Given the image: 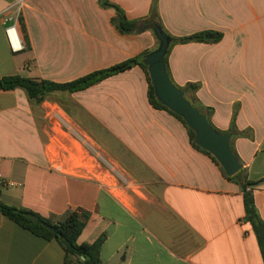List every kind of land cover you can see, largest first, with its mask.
<instances>
[{
    "label": "crops",
    "instance_id": "crops-1",
    "mask_svg": "<svg viewBox=\"0 0 264 264\" xmlns=\"http://www.w3.org/2000/svg\"><path fill=\"white\" fill-rule=\"evenodd\" d=\"M19 18L12 52L5 20ZM151 20L155 0H109ZM165 31L222 39L175 45L170 78L231 146L248 179H264V0H157ZM101 0H0V81L64 84L159 46L152 29L123 34ZM155 22V21H154ZM136 66L90 88L32 101L0 89V202L53 223L90 214L80 243L106 235L104 264H264L240 186L197 149L185 125L154 108ZM233 129V132H232ZM264 220V183L254 190ZM0 264H64V251L0 214Z\"/></svg>",
    "mask_w": 264,
    "mask_h": 264
},
{
    "label": "trees",
    "instance_id": "trees-1",
    "mask_svg": "<svg viewBox=\"0 0 264 264\" xmlns=\"http://www.w3.org/2000/svg\"><path fill=\"white\" fill-rule=\"evenodd\" d=\"M101 5L106 8H113L116 11L117 17L113 20V24L121 33L129 34V33L138 32V30L135 28L138 22L128 20L124 12L118 6L111 4L109 0H101ZM157 5H158L157 0H155L152 19L160 26H162L163 30L165 31L158 15ZM166 34L170 39V48L168 54L175 45L187 44L195 41H205L206 37H211L213 41H219L220 39H222L221 34H214L211 32L200 33L183 38H175L169 35L167 32ZM150 53L151 52H145L136 58L126 60L108 69L93 72L80 79L64 84H55L47 81H37L21 76L5 77L0 81L1 84L0 89L4 91L23 89L32 101L39 104L42 101H44L49 94L53 92L61 91V92L75 93V92L83 91L112 76L118 75L120 73H124L136 66H139L146 74V78L149 84L148 97L151 105L156 109L165 110L170 114H172L173 116H175L176 118H178L187 128L190 139L193 142L194 146L197 149L204 152L205 154L211 156L214 159V161L218 163V161L209 152L203 150L201 147H199L196 144L195 133L187 126L185 120L182 117L175 114L174 112H172L171 110H169L167 107H165L162 103L158 101L155 95L151 77L149 75L148 67L144 64V59ZM166 66H167L168 74L170 76L168 55L166 57ZM198 89H199L198 85H188L186 86V88L182 89L185 92L186 98L194 105V107L196 106L193 103V101H191L188 98L187 93L189 92L195 93L198 91ZM198 110L200 111V113L206 115L210 122L209 116L211 115L212 111L208 110L207 113H203L200 109ZM216 130L221 134L229 133V132H222L218 129ZM228 179L236 182L240 186L243 192L246 220L248 223H250L254 232L256 233L264 259V220L260 216L254 196V190L264 183V179L257 182H252L248 179L244 170H241L233 177H228ZM0 214L6 216L14 223L32 232L34 235L40 238H43L47 241L55 240L56 242H58V244L61 246V248L64 251V264H104L101 259V251H102V246L106 240V235L101 236L93 244H86L79 242V239L82 236L87 226V223L90 219V214L88 212H85L83 210H74L71 211L63 221L53 223L28 210L19 209L0 202ZM27 214H33L38 216L40 218L41 223H47L48 225L54 227L56 229V232L55 233L50 232L49 230L45 229L42 226V224L35 225L29 218H27L26 216Z\"/></svg>",
    "mask_w": 264,
    "mask_h": 264
},
{
    "label": "water",
    "instance_id": "water-1",
    "mask_svg": "<svg viewBox=\"0 0 264 264\" xmlns=\"http://www.w3.org/2000/svg\"><path fill=\"white\" fill-rule=\"evenodd\" d=\"M136 28L152 29L159 41L158 48L144 59L158 101L185 120L187 126L195 133L196 144L218 161L228 177H233L242 170V165L232 150V134L219 133L210 124L207 116L200 113L186 98L185 92L172 82L166 66V57L170 48L168 35L162 26L151 20L143 21ZM26 216L35 225L42 224L50 232H56L54 227L41 223L38 216L33 214Z\"/></svg>",
    "mask_w": 264,
    "mask_h": 264
},
{
    "label": "built area",
    "instance_id": "built-area-1",
    "mask_svg": "<svg viewBox=\"0 0 264 264\" xmlns=\"http://www.w3.org/2000/svg\"><path fill=\"white\" fill-rule=\"evenodd\" d=\"M25 7V2L20 1L15 5V15H10L5 20V35L8 40V44L14 53H19L24 50V42L19 31V18ZM3 182H0V186Z\"/></svg>",
    "mask_w": 264,
    "mask_h": 264
}]
</instances>
